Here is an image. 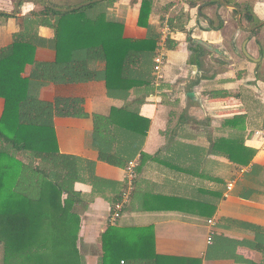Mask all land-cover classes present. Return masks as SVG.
Here are the masks:
<instances>
[{"label": "crops", "instance_id": "1", "mask_svg": "<svg viewBox=\"0 0 264 264\" xmlns=\"http://www.w3.org/2000/svg\"><path fill=\"white\" fill-rule=\"evenodd\" d=\"M80 1L50 0L58 8ZM142 1L105 0L91 8L93 16L104 11L107 20L122 23L125 38H157L152 58L136 67L143 82H136L128 95L109 96L99 78L48 82L37 90L41 101L61 100L53 118L58 149L81 160V179L72 186L80 253L86 264H99L101 234L114 226L146 229L149 252L153 241L155 253L162 256L159 263L264 264V151L252 137L264 125V23L244 31L235 9L218 0H150L140 24ZM224 1L240 8L243 26L251 27L243 16L249 11L257 23L264 22V0ZM15 2L0 0L5 12L0 13V48L11 44L28 20L48 14L37 0H23L14 14ZM27 34L34 37L36 50L24 77L36 65L56 61L53 26L39 24ZM158 54L163 63L157 72ZM86 59L88 70H103L99 47L90 48ZM54 69L68 74L81 67L64 63ZM113 108L147 118V132L107 126ZM2 111L0 98V116ZM97 125H103L99 132L110 141L107 159L94 142ZM219 138H236L255 150L251 160L246 165L230 161L224 148L214 145ZM131 160L136 161L132 190L120 217L112 221V206L126 189Z\"/></svg>", "mask_w": 264, "mask_h": 264}, {"label": "trees", "instance_id": "2", "mask_svg": "<svg viewBox=\"0 0 264 264\" xmlns=\"http://www.w3.org/2000/svg\"><path fill=\"white\" fill-rule=\"evenodd\" d=\"M37 1L48 14L30 23L24 20L25 30L0 48V264H86L78 247L80 217L72 209V186L81 179V160L58 149L53 118L61 100L41 101L37 90L48 82L99 78L105 81L109 96L128 95L136 82H143L137 77L136 67L152 58L157 38L153 34L143 40L125 38L122 23L107 20L104 11L94 16L90 12V7L101 1L67 12ZM149 5L150 0L142 1L140 24L149 13ZM243 16L248 26L259 21L250 11ZM39 24L55 29L56 61L54 65H36L31 75L24 77V67L34 64L36 50V41L27 32ZM92 47L100 48L105 63L98 74L86 67V52ZM64 63H76L81 69L60 74L54 66ZM109 125L145 134L149 120L127 108H113L107 118ZM97 126L94 142L107 159L110 141L99 132L103 125ZM214 145L223 147L225 156L240 165H246L255 151L236 138H219ZM20 153H27L29 161L20 160ZM100 241L99 264H166L158 262L162 256L155 253L153 241L149 252L146 229L108 226Z\"/></svg>", "mask_w": 264, "mask_h": 264}, {"label": "built area", "instance_id": "3", "mask_svg": "<svg viewBox=\"0 0 264 264\" xmlns=\"http://www.w3.org/2000/svg\"><path fill=\"white\" fill-rule=\"evenodd\" d=\"M155 70L158 72L160 71L161 65L163 63V55L158 54L155 58ZM252 137L255 138L258 142V150L264 151V125L252 132ZM135 167H136V161L131 160L128 162L126 166V173H125V179H126V189L122 192V197L121 200L114 203L112 206V213H111V220L115 221L117 218L120 217L122 209H123V203L126 201L130 195V192L132 190L133 186V181L136 177V172H135ZM246 169L242 168L241 172H245ZM233 185V182L228 183V188H231ZM209 223H212V220H209ZM207 242L211 243L212 242V232H210V235L207 238Z\"/></svg>", "mask_w": 264, "mask_h": 264}, {"label": "water", "instance_id": "4", "mask_svg": "<svg viewBox=\"0 0 264 264\" xmlns=\"http://www.w3.org/2000/svg\"><path fill=\"white\" fill-rule=\"evenodd\" d=\"M22 1L23 0H16L14 14L17 13V11L19 9V5L21 4ZM42 1L46 4V6H48L49 8H51V9H53L55 11L67 12V11H72V10H75V9H79L81 7L87 6V5L95 3V2L105 1V0H88V1H85V2H83L81 4H79V5H76V6H73V7H70V8H58V7H55L54 5H52L50 0H42ZM218 1L221 4H223L224 6H226V7H230V8H233V9L236 10V21H237V24H238L239 28L244 30V31L252 32L255 29H257L258 27H260L264 23V22L261 21V22L255 24L254 26L245 27L241 23V20H240L241 10H240V8L238 6H236L235 4L227 3L224 0H218ZM0 13H5V12L0 11Z\"/></svg>", "mask_w": 264, "mask_h": 264}, {"label": "rangeland", "instance_id": "5", "mask_svg": "<svg viewBox=\"0 0 264 264\" xmlns=\"http://www.w3.org/2000/svg\"><path fill=\"white\" fill-rule=\"evenodd\" d=\"M16 1V0H15ZM97 4H99V3H96V5ZM93 6H95V4H93ZM90 8H92V7H90ZM90 12H92V11H90ZM19 157V159L20 160H22V161H25V162H28L29 160L26 158L27 156H26V153H24V154H17ZM80 249H81V251H84V249L83 248H81L80 247ZM2 255H3V252H2V248H1V246H0V260L2 259Z\"/></svg>", "mask_w": 264, "mask_h": 264}]
</instances>
